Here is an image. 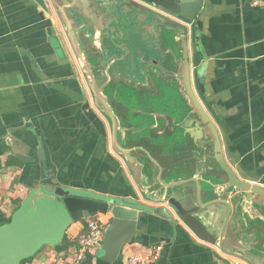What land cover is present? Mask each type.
<instances>
[{
  "label": "crops",
  "instance_id": "0c3cea01",
  "mask_svg": "<svg viewBox=\"0 0 264 264\" xmlns=\"http://www.w3.org/2000/svg\"><path fill=\"white\" fill-rule=\"evenodd\" d=\"M108 1L107 10H102L108 11L107 27L104 16H95L90 0H44L56 42L32 0H0V264H69L84 230V220L72 222L64 213L56 223L40 220L45 239L39 245L29 232L13 229L22 207L40 196L31 197L43 186L41 165L64 188L133 201L152 210L167 206L148 201L142 192L151 179L143 175L139 158L145 151L138 142L160 168L167 169L174 156V161H190L194 175L201 167L211 169L203 178L215 187L225 181L211 159L199 164L198 148L212 151V144L210 139L196 141L201 135L194 125L196 117L186 113L179 126L174 124L176 93L181 92L175 75L182 60L175 36L184 23L141 0L129 1L155 16ZM58 9L77 18L74 27L91 37L107 62L112 81L107 95L116 111L123 114L120 103L126 101L138 111L127 118L120 114L122 127L130 131L117 132L118 143L132 150L133 163L112 149L111 123L96 106L68 47ZM199 20L200 47L207 60L201 105L217 131L225 163L239 181L264 189V0H203ZM192 40L188 25L191 70L202 61ZM148 96L165 99L161 114L146 112ZM185 144L197 149L190 157L182 149ZM263 204L257 196L246 202L244 217L258 218L253 221L257 231L247 233L264 231ZM210 213L211 231L217 235L225 209L215 206ZM98 217L106 229L110 215ZM234 238L232 220L224 232L226 248H233ZM156 246L161 250L151 264H246L199 240L176 217L167 220L152 212L141 213L135 236L114 264H126L130 255ZM97 250L88 256L91 264ZM248 256L264 264L254 253Z\"/></svg>",
  "mask_w": 264,
  "mask_h": 264
},
{
  "label": "water",
  "instance_id": "95a60500",
  "mask_svg": "<svg viewBox=\"0 0 264 264\" xmlns=\"http://www.w3.org/2000/svg\"><path fill=\"white\" fill-rule=\"evenodd\" d=\"M39 8V18L44 22L46 28L50 30L51 39L58 41L54 27L49 19L48 9L44 0H32ZM93 5L95 16L100 20L104 16L105 24L108 27V11H102L109 6L108 0H90ZM117 2L116 7L132 8L142 13H150L155 16L152 11L141 9L135 3L129 0H114ZM120 1V2H119ZM150 7H153L159 13L168 17L181 20L184 27L179 28L180 35L176 37L179 43L181 63L177 67L175 78L179 81L181 92L176 93L177 104L176 113L173 119L174 124L179 126L180 121L191 113L196 117L194 125L197 126L200 135L196 141L210 139L212 151L206 147H200L198 150L202 152V162L208 159L216 166L217 170L224 176V183L215 187L211 181L205 180L207 176L204 170L194 175L191 172L192 165L190 161L179 162L170 158L168 168H160L159 164L154 161L150 151L138 142L141 146L142 157L139 158V163L142 165L143 175L147 179H151L146 189L142 190L145 198L148 201L165 204L167 207L152 210L148 207L137 204L133 201L120 200L117 198L105 197L101 195H89L82 193L72 188H64L59 185L57 180L52 175L45 174L41 165V181L43 186L39 191L34 192L31 197L39 193V198L35 201L28 202L22 207V210L15 216L13 221V229L21 230L25 233L29 232L30 236L35 238V244L39 245L44 241L45 227L40 220H47L56 223L63 213L67 215L70 221L79 222L87 217L100 214H109L111 219L105 229L101 247L95 254L94 264H114L117 260L121 248L128 244L136 234V224L142 212H152L155 215H160L169 220L176 217L195 237L214 247L225 256L238 259L246 264H255L250 257L246 255L255 254L264 260V231L249 234V231H257L255 219L249 215L244 217L243 211L247 208L246 202H250L255 196L258 199H264V189L251 186L239 181L225 163L221 154V144L217 131L204 111L200 98L205 97V75L207 69V60L203 55L200 47L201 21L199 13L202 8L203 0H141ZM66 10L58 9V15L62 22V30L71 53L77 62L84 78L89 86L96 106L104 113L112 127V149L113 151L133 163V158L130 156L132 150L123 148L117 141V132L120 130L125 132L130 131L122 127L121 115L124 118L138 112L135 108L130 107L129 102H121L122 111H116L110 101L107 92L111 86L109 77V67L107 62L103 60L99 49L92 44L91 37L87 36L82 28L76 29V17H68ZM190 25L193 29V44L195 52L201 57V63L191 70L189 64V51L187 46V26ZM176 34V33H175ZM92 63V64H91ZM114 90V89H113ZM115 99L116 93H114ZM199 97V98H198ZM133 102H138L135 98H129ZM120 102V101H119ZM148 113V112H147ZM183 116V114H186ZM121 114V115H120ZM151 114V113H149ZM155 114V113H152ZM132 126V125H130ZM143 143V142H142ZM176 144L172 146L173 149ZM159 148H164L159 146ZM137 149V150H140ZM184 153L190 157L197 149L195 144H185L182 147ZM148 153H147V152ZM174 150L172 154H175ZM200 153V152H199ZM201 154V153H200ZM151 155V156H150ZM171 156V155H170ZM132 161V162H131ZM157 172L156 175L153 173ZM155 176L154 179L152 177ZM173 176H178L173 178ZM174 179V181H173ZM214 181L217 178L213 179ZM207 187H204V184ZM232 193H237L236 198H232ZM240 198V201H238ZM215 206H220L225 209V215L222 225L216 235L211 231L214 219V214L210 210ZM251 206V205H250ZM261 208L264 207L263 205ZM233 220V248H226L224 245V232L229 223ZM262 228V227H260ZM26 236L28 234H25ZM39 237H42L39 239ZM38 239V240H37ZM254 243V244H253Z\"/></svg>",
  "mask_w": 264,
  "mask_h": 264
},
{
  "label": "built area",
  "instance_id": "2783aa9c",
  "mask_svg": "<svg viewBox=\"0 0 264 264\" xmlns=\"http://www.w3.org/2000/svg\"><path fill=\"white\" fill-rule=\"evenodd\" d=\"M98 215L87 217L85 227L82 234L77 238L71 253V261L69 264H85L88 256L100 248L105 227L101 223ZM161 247L156 246L153 250L143 254H132L126 264H151L157 260ZM233 264H239L234 262Z\"/></svg>",
  "mask_w": 264,
  "mask_h": 264
},
{
  "label": "trees",
  "instance_id": "16d2710c",
  "mask_svg": "<svg viewBox=\"0 0 264 264\" xmlns=\"http://www.w3.org/2000/svg\"><path fill=\"white\" fill-rule=\"evenodd\" d=\"M159 90H160L161 93L165 94L164 90L162 88H160ZM164 100L165 99L162 98V97H158L157 96L156 98H150V96H148V98H147L148 102H146V105H147L148 109H146V112L155 113V114H161L162 113L161 109L163 107V104H164L163 101ZM175 100H176V98H175ZM91 260H92V258L88 257L85 264H91Z\"/></svg>",
  "mask_w": 264,
  "mask_h": 264
},
{
  "label": "rangeland",
  "instance_id": "374dc122",
  "mask_svg": "<svg viewBox=\"0 0 264 264\" xmlns=\"http://www.w3.org/2000/svg\"><path fill=\"white\" fill-rule=\"evenodd\" d=\"M42 237H39V239H41ZM38 240V239H37Z\"/></svg>",
  "mask_w": 264,
  "mask_h": 264
},
{
  "label": "bare ground",
  "instance_id": "6f19581e",
  "mask_svg": "<svg viewBox=\"0 0 264 264\" xmlns=\"http://www.w3.org/2000/svg\"><path fill=\"white\" fill-rule=\"evenodd\" d=\"M173 136H174V135H173ZM180 143H181V142H180ZM180 143H179V144H180Z\"/></svg>",
  "mask_w": 264,
  "mask_h": 264
}]
</instances>
